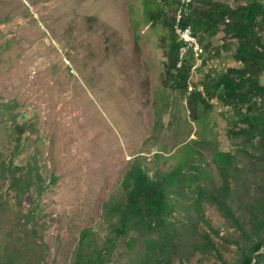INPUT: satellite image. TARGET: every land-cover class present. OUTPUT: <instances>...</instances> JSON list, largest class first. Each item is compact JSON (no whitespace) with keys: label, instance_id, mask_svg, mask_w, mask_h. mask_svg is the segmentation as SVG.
<instances>
[{"label":"rangeland","instance_id":"374dc122","mask_svg":"<svg viewBox=\"0 0 264 264\" xmlns=\"http://www.w3.org/2000/svg\"><path fill=\"white\" fill-rule=\"evenodd\" d=\"M151 1L154 8L161 2ZM168 36L162 23L147 20L145 0H0V159L34 168L44 186L40 196L34 187L20 195L2 182L0 264L9 258L11 264H72L85 230L103 245L114 235L105 205L124 195L135 160L150 174L168 172L190 145L204 155L211 188L220 181L214 153L229 152L238 195L264 185V145L233 136L234 111L214 99L213 109L194 122L186 100L191 90L166 84ZM201 38L202 62L191 51L183 59L193 65L190 87L199 91L206 74L242 65L233 57L236 40L223 32ZM260 79L264 85V74ZM15 116L26 126L20 140ZM191 191L175 196L173 264H223L214 251L200 249L205 233L227 264H240L236 229L209 203L201 217ZM31 207L35 218L28 221ZM143 239L132 233L116 240L113 260L133 264ZM146 239L157 240L158 233Z\"/></svg>","mask_w":264,"mask_h":264},{"label":"trees","instance_id":"16d2710c","mask_svg":"<svg viewBox=\"0 0 264 264\" xmlns=\"http://www.w3.org/2000/svg\"><path fill=\"white\" fill-rule=\"evenodd\" d=\"M152 4L151 0H145L147 20L151 25L162 23L169 30L168 41H165V82L173 90L187 93L191 88L189 79L193 65L182 61L178 67L183 43L174 29L180 0H161L156 8ZM189 25L199 40L202 35L214 38L219 32L236 40L233 57L242 64L216 77L206 74L202 91L196 85L189 92L186 100L192 120L203 119L213 109L211 102L216 99L234 111L239 128L231 130L233 136L251 146L264 145V85L260 79L264 74V0H244L235 6L225 0H195L190 17H185L181 23L183 28ZM17 120L15 116L13 121L19 139L26 126ZM202 157L204 155L190 145L186 146L180 165L168 172L156 170L152 174L135 160L123 180L124 195L105 205L113 237L100 245L92 231H83L72 264H117L112 258L115 241L132 233L144 237L142 255L133 264H173L178 240L177 227L172 221L175 196L187 189L195 195V209L201 217L204 216V203H209L236 229L239 237L234 243L241 254L240 264H264V185H259L247 197L238 195L233 187L235 171H238L235 157L229 152L217 151L213 162L220 181L210 188L205 185L211 176L204 168ZM33 173L34 168L27 171L14 166L13 160L6 163L0 159V205L3 199L1 184L5 180L20 195L30 193L34 187L40 196L44 191L42 177ZM35 213V207H31L27 220H33ZM152 232L158 233L157 240L146 239ZM136 238L127 242L129 248L136 244ZM202 238L200 249L214 251L220 261L227 264L212 237L205 233ZM2 264H11V259Z\"/></svg>","mask_w":264,"mask_h":264},{"label":"built area","instance_id":"2783aa9c","mask_svg":"<svg viewBox=\"0 0 264 264\" xmlns=\"http://www.w3.org/2000/svg\"><path fill=\"white\" fill-rule=\"evenodd\" d=\"M194 1L195 0H180V5L175 15L176 23L174 29L179 40L183 43L178 67H181L184 56L188 51H191L195 57L198 58L199 62H202L201 57L204 50L198 38L194 35L192 27L190 25L185 28L181 26L182 20L185 17H190ZM190 90H192V88H190Z\"/></svg>","mask_w":264,"mask_h":264}]
</instances>
